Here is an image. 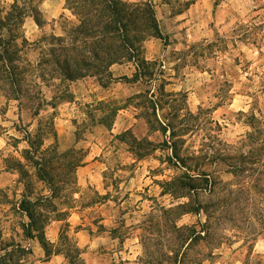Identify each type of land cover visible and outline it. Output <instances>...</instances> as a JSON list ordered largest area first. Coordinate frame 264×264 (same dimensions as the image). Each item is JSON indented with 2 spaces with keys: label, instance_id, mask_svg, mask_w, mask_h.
I'll use <instances>...</instances> for the list:
<instances>
[{
  "label": "rangeland",
  "instance_id": "obj_1",
  "mask_svg": "<svg viewBox=\"0 0 264 264\" xmlns=\"http://www.w3.org/2000/svg\"><path fill=\"white\" fill-rule=\"evenodd\" d=\"M147 1L167 36L165 43L155 37L143 43L144 57L155 63L150 81L118 80L132 77V62L112 66V80L104 75L66 81L38 62L48 47L44 38L59 35L68 16L45 14L41 28L31 17L25 20L27 97L7 99L0 91V264H65L61 254L46 258L38 238L26 233L29 220L19 209L23 198L34 202L49 194L25 153L27 134L35 133L43 139L36 159H51L47 164L56 168L81 162L73 171L55 170L67 182L57 189L54 211L43 210L49 215L43 228L48 242L55 246L67 224L86 264H143L142 241L148 237L150 250L165 251L167 225L161 212L192 195L162 193L166 183L175 185L185 173L174 158L169 160V131L161 128L166 125L176 131L174 141H183L179 155L189 157L191 167L212 171L220 192L233 189L248 202L247 208L239 202L222 212L234 218L220 220L215 230L220 246L202 264H264V167L245 181L235 180L227 172L230 162L215 158L252 148L249 123L264 130V0ZM0 2L7 10L14 0ZM44 2L45 9L60 10L59 0H41L42 11ZM252 114L258 121L251 120ZM261 139L254 148L263 157ZM137 144L151 152L137 158L132 150ZM243 182L260 190L251 200ZM206 196L199 193L202 201ZM197 219L187 214L178 223Z\"/></svg>",
  "mask_w": 264,
  "mask_h": 264
},
{
  "label": "trees",
  "instance_id": "obj_2",
  "mask_svg": "<svg viewBox=\"0 0 264 264\" xmlns=\"http://www.w3.org/2000/svg\"><path fill=\"white\" fill-rule=\"evenodd\" d=\"M64 2L65 8L71 12L76 21L71 23L65 20L67 24L63 25L61 35L52 33L44 38V40L48 39V47L47 50H43L44 54L38 62L39 66L53 67L57 75L72 82L86 76H95L100 80L104 75L112 80L110 73L112 66L121 62H132L136 66L132 77H119L118 80L126 83H137L144 79L153 80L155 63L144 57L143 43L148 37L158 38L165 43L167 36L160 29L152 3L147 0L134 3L123 0H64ZM40 3L41 0H23L22 2L14 0L9 9L5 10L0 2V91L7 99L21 100L27 97L28 69L24 65L22 51L29 42L23 33V26L25 20L31 17L39 28L43 27L46 21L40 9ZM42 102L39 103L34 116H37L42 109ZM153 103L154 108L156 104ZM113 112L112 117L115 114ZM250 118L258 121L253 114ZM249 124L253 129L247 134L249 146L252 147L249 151L227 152L215 157L217 162L224 164L230 162L227 164V172L235 180L245 181L244 178L252 177L260 166L264 167V156L256 153L254 148L260 136L264 144V130L259 132L254 128V123ZM161 128L164 133L169 131L168 140L165 141V147L173 152L169 160L174 158L176 162L174 165H179L185 170L183 177L174 180L175 185L173 182L166 183L162 193L178 198L177 193L186 190L192 192V195L188 202L162 210L161 218L166 220L167 225L165 251L150 250L148 237L147 241H142L144 254L141 261L143 264H202L212 256L211 250L220 246V242L216 241L218 236L215 231L220 220L225 219L229 222L234 218L225 217L222 212L227 211L229 206L237 207V203L246 200L238 196L233 189L222 190L221 192H226L223 196L216 186L220 182L216 181L212 171L191 167L188 163L189 157L179 155L183 141H174L177 136L174 128L170 125L161 126ZM183 132L185 134L187 129ZM26 140L30 147L25 151L27 159L33 164L39 179L49 187V194L44 195L40 200L32 202L23 198L20 202L19 209L29 220L26 233L30 237L38 238L47 259L52 255L61 254L65 264H86L75 237L69 233V225L65 224L61 227L55 246L48 242L43 233L45 220L49 217L48 212L54 211L55 208L53 210L50 208L53 207V201L60 195L57 189L63 188L67 182L64 180L61 182L55 170L65 168L73 171L81 162L75 161L60 168L53 167L47 164L51 159L46 160L45 157L36 159L43 143L40 135L35 133L31 137L27 134ZM135 149L132 150L137 158H143L151 152L150 148L142 149L138 144ZM243 184L242 190L248 192L250 200L253 194L260 191L257 186L252 188L244 182ZM200 192L207 194L205 201L199 198ZM245 203L247 208L248 202ZM40 206H43V209H40ZM44 208L48 210L47 214L44 213ZM187 214L197 216V221L191 225H180L178 222ZM200 216L202 217L199 218ZM33 232L39 233L33 235ZM251 251L252 247L249 246L248 255ZM244 264H248V261Z\"/></svg>",
  "mask_w": 264,
  "mask_h": 264
},
{
  "label": "crops",
  "instance_id": "obj_3",
  "mask_svg": "<svg viewBox=\"0 0 264 264\" xmlns=\"http://www.w3.org/2000/svg\"><path fill=\"white\" fill-rule=\"evenodd\" d=\"M61 2V7H60V10L56 11V10H48V9H45V6H46V2L43 3V8H44V11H42L43 15H44V18L46 17L45 14H47L49 18H56V16L58 15H61L63 16L66 15L68 16V20L71 21L72 19H75V17L69 12L68 9L65 8V2L64 0H59ZM60 5V4H59ZM45 12V13H44ZM46 19V18H45ZM76 20V19H75ZM36 24V23H35ZM62 34V30H61V33L59 35Z\"/></svg>",
  "mask_w": 264,
  "mask_h": 264
}]
</instances>
